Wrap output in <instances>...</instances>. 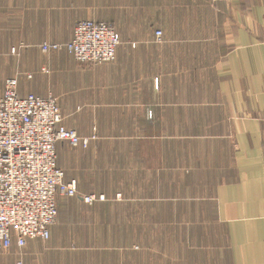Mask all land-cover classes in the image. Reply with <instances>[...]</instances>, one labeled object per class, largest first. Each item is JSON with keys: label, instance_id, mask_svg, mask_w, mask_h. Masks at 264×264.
Returning a JSON list of instances; mask_svg holds the SVG:
<instances>
[{"label": "crops", "instance_id": "1", "mask_svg": "<svg viewBox=\"0 0 264 264\" xmlns=\"http://www.w3.org/2000/svg\"><path fill=\"white\" fill-rule=\"evenodd\" d=\"M89 1L0 0V96L6 79L18 77L21 96L58 98L63 125L90 139L86 149L57 146L58 164L80 192H158L162 176L180 178L166 192L189 194L199 192L203 177H214L210 223L216 230L162 236L172 245L154 249L93 247L81 244L82 236H51L0 252V264H264V0H166L165 8L152 0L153 8L136 10L133 19L96 20L120 34L113 62L81 65L67 50L44 55L43 44L69 43L82 18L112 16L88 9ZM14 48L19 55H12ZM191 130L210 135L190 142ZM134 198L95 208L114 213L118 207L119 218L129 213L136 220L143 200ZM185 203L177 210L188 218ZM177 206H170L171 217Z\"/></svg>", "mask_w": 264, "mask_h": 264}, {"label": "built area", "instance_id": "2", "mask_svg": "<svg viewBox=\"0 0 264 264\" xmlns=\"http://www.w3.org/2000/svg\"><path fill=\"white\" fill-rule=\"evenodd\" d=\"M156 38L162 41L163 32L157 31ZM120 45V34L112 24L83 20L69 43L44 44L41 50L65 48L78 64L97 66L113 62ZM60 142L87 148L90 139L63 125L55 96L23 97L19 78L6 79L0 96V252L14 245L24 248L30 240L48 241L57 224L59 197L78 198L90 206L108 200L104 194L83 195L76 180H66L58 164Z\"/></svg>", "mask_w": 264, "mask_h": 264}, {"label": "rangeland", "instance_id": "3", "mask_svg": "<svg viewBox=\"0 0 264 264\" xmlns=\"http://www.w3.org/2000/svg\"><path fill=\"white\" fill-rule=\"evenodd\" d=\"M158 1L162 3V8H165L166 0ZM231 1L233 0L227 1V3H230ZM91 2H93V4H91ZM153 3L152 0H90L89 4L86 3L88 4V6L85 7H87L88 9L92 8L93 10H95V13L111 12L112 16L109 18L85 17L80 19L105 20L117 23L121 18L120 14H122L124 17L126 14L128 18L133 19V16H130L133 15L136 10L139 9L142 11H149L151 8H153ZM109 4L112 7L108 8ZM216 4L217 3L213 2V5ZM125 35L131 38L133 36L130 35L135 34L127 32L125 33ZM14 50L16 51V54L13 53L12 49V55H19L21 49L14 48ZM65 50L66 49L63 48L61 50L52 51L50 53H42L46 56H50L53 53H58L65 56L66 53L63 52ZM20 67L21 65H8L7 68L9 70H14V68ZM0 69L4 71L3 67L1 66ZM18 75H22L21 71ZM197 132L199 133L197 134L195 130H191V139L189 140L190 142H194L196 140L195 136H204L203 133H205L207 136L210 135L209 130H197ZM181 133L182 132L175 134L181 135ZM206 141H208V139ZM175 179L176 181H178L177 179L180 178H169V181H167L168 178L160 176L158 178V192L143 191L136 194L134 192L124 194H105L97 192L92 193L106 195L108 198L106 202L133 200L135 199V196H138L139 198L137 199L143 200V209L142 217L137 218L136 220L133 215H129V213L128 215L126 213V218H119L118 207H115L113 209L114 213H112L111 211L102 212L95 208L97 207V204H94L92 206L87 204H78L76 198L61 197L58 200L59 216L57 220L58 225L56 224V226H58L60 229L62 224L61 229H63V232L60 230L58 233H51V236H82L83 241L81 242V244L86 246L98 247L94 245L101 244L102 246L100 247H120L127 249H154L172 245V241L168 242L171 244H166L167 241L163 242L161 240L162 236H212L216 230V226L214 225V223H210V220L213 221L211 217L215 212L213 207L215 194L214 177H203L200 184L196 183V185L198 186L196 188L199 192L189 194H179L176 192L171 193L168 191L166 192V189L168 188L170 182L172 184L173 182H175ZM83 180L86 181L85 178H83ZM86 183L87 182H85L84 184ZM146 187L147 186H143V189H146ZM153 188V190H155L154 186ZM81 194L85 195L88 193L81 191ZM151 199L155 200L154 202H152V204H150L149 202ZM183 200L186 201L185 204L190 205V215L188 218L183 215L184 210H182V207L177 210V205L182 204ZM175 204L177 206L176 212L178 213L174 217L172 215V218L170 215V206H175ZM150 205H153L152 209H150ZM124 211L132 212L134 210L127 209ZM89 236H112V240H104L101 242L94 240L92 241L90 240ZM123 238L128 239H126V241H123L125 240Z\"/></svg>", "mask_w": 264, "mask_h": 264}]
</instances>
